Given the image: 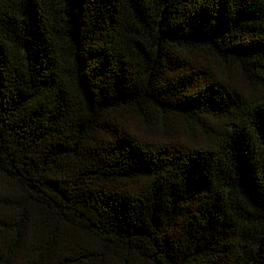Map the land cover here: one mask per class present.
<instances>
[{
	"label": "trees",
	"instance_id": "16d2710c",
	"mask_svg": "<svg viewBox=\"0 0 264 264\" xmlns=\"http://www.w3.org/2000/svg\"><path fill=\"white\" fill-rule=\"evenodd\" d=\"M0 264H264V0H0Z\"/></svg>",
	"mask_w": 264,
	"mask_h": 264
}]
</instances>
